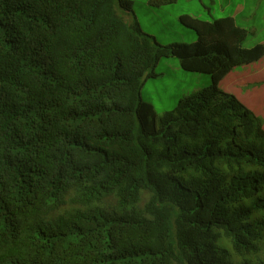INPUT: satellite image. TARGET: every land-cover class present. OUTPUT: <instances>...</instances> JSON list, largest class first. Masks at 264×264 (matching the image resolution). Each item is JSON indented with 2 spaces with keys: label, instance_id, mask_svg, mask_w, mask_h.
<instances>
[{
  "label": "trees",
  "instance_id": "16d2710c",
  "mask_svg": "<svg viewBox=\"0 0 264 264\" xmlns=\"http://www.w3.org/2000/svg\"><path fill=\"white\" fill-rule=\"evenodd\" d=\"M180 21L163 46L133 0H0V264H264V120L219 86L264 44ZM171 57L212 85L160 116Z\"/></svg>",
  "mask_w": 264,
  "mask_h": 264
},
{
  "label": "rangeland",
  "instance_id": "374dc122",
  "mask_svg": "<svg viewBox=\"0 0 264 264\" xmlns=\"http://www.w3.org/2000/svg\"><path fill=\"white\" fill-rule=\"evenodd\" d=\"M133 1L143 31L154 36L163 46L198 40L197 32L181 23V16L213 22L234 15L237 6L244 8L238 14L237 23L251 29L244 46L252 48L264 44V0H177L158 8L151 6L150 0ZM155 72L158 74L156 77L145 81L142 98L160 116L174 110L185 96L212 85L210 74L182 69L177 57L161 59ZM219 86L264 120V58L235 67Z\"/></svg>",
  "mask_w": 264,
  "mask_h": 264
},
{
  "label": "crops",
  "instance_id": "0c3cea01",
  "mask_svg": "<svg viewBox=\"0 0 264 264\" xmlns=\"http://www.w3.org/2000/svg\"><path fill=\"white\" fill-rule=\"evenodd\" d=\"M244 8L242 7V6H237V8H236V12L234 13V15H232V16H230V17H234L235 18V20H236V22H238L237 20H238V14L239 13H241L242 12V10H243ZM256 11V9L254 10V12ZM239 24V23H238ZM239 26H241V27H243V28H245V29H247L249 32H250V34H251V29L249 28V27H247V25H240L239 24Z\"/></svg>",
  "mask_w": 264,
  "mask_h": 264
}]
</instances>
